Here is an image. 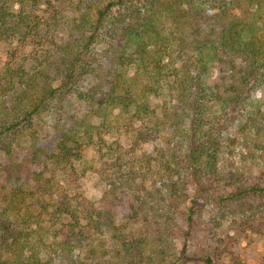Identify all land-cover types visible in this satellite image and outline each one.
<instances>
[{
	"label": "trees",
	"instance_id": "obj_1",
	"mask_svg": "<svg viewBox=\"0 0 264 264\" xmlns=\"http://www.w3.org/2000/svg\"><path fill=\"white\" fill-rule=\"evenodd\" d=\"M0 45V264H217L264 233V0H0Z\"/></svg>",
	"mask_w": 264,
	"mask_h": 264
},
{
	"label": "rangeland",
	"instance_id": "obj_2",
	"mask_svg": "<svg viewBox=\"0 0 264 264\" xmlns=\"http://www.w3.org/2000/svg\"><path fill=\"white\" fill-rule=\"evenodd\" d=\"M2 49L3 47L0 45V58L3 54ZM255 97H260L264 104V89L257 92ZM74 108L75 109L69 110V112L75 110L77 113H80L84 106L81 103H77L74 104ZM111 140H113V137L108 138V141ZM145 148L151 149L150 146H146ZM83 158L87 164L94 166L97 160L96 148L93 146L86 147L83 152ZM79 185L80 191L89 199L97 200L102 195L104 186L98 182V175L93 170L85 172L84 176L79 181ZM118 211L120 219L123 218L121 209H118ZM126 224L135 232L140 231L141 228L143 229L141 221L133 223L127 220ZM176 246V249L179 250L181 244L177 243ZM231 251V255L227 257L224 256L217 264H264V233H254L250 231L244 233L240 238V243Z\"/></svg>",
	"mask_w": 264,
	"mask_h": 264
}]
</instances>
